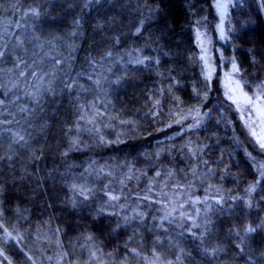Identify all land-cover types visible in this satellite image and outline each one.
I'll list each match as a JSON object with an SVG mask.
<instances>
[{
  "label": "trees",
  "instance_id": "trees-1",
  "mask_svg": "<svg viewBox=\"0 0 264 264\" xmlns=\"http://www.w3.org/2000/svg\"><path fill=\"white\" fill-rule=\"evenodd\" d=\"M210 5L0 0L1 28L28 22L70 68L51 70L57 58L39 61L35 44L0 49V264H264V175L219 78L264 99V0H233L214 86L195 34ZM129 52L124 68L92 72ZM10 72L51 86L31 100L7 89ZM99 111L125 136L78 129ZM195 195L211 208L193 229L191 205L171 212L170 197Z\"/></svg>",
  "mask_w": 264,
  "mask_h": 264
},
{
  "label": "rangeland",
  "instance_id": "rangeland-1",
  "mask_svg": "<svg viewBox=\"0 0 264 264\" xmlns=\"http://www.w3.org/2000/svg\"><path fill=\"white\" fill-rule=\"evenodd\" d=\"M232 2L233 0H211L210 7L203 10L197 18L195 34L199 46L201 68L205 78L211 86H214V82L219 74L218 60H216L215 55L216 45L214 43V38L217 35L218 39L225 40V22ZM9 24L10 26L12 25V29L0 27V49L4 50L7 47H16L22 50L25 45L35 44L36 46L32 49L35 52V58L39 53V61L43 60L42 62H46L43 57L49 60L52 56H54L57 60L53 62L54 67H52L51 70H54V72L63 71L66 66L65 59L62 57V54L56 53L55 55L52 53L51 55L49 50L44 53V49L48 48L46 45L35 41L36 39L32 35V28L28 22H10ZM134 60L135 55L132 52H129L125 56L115 58V60L102 62L97 65L96 70L92 72H97L99 78L101 76L104 78L112 72L113 68H124ZM65 69L64 72L69 71L70 68L67 67ZM12 73L7 76L6 80H4V84H6L7 89L9 88L16 93L24 89L27 92V96L30 97L31 100H35L39 93L43 91V88L48 85L46 83L48 79L45 80L46 82L44 85H40V83L31 85L30 82L21 79V76ZM21 74L23 75L24 72L19 70V75ZM44 77L43 79H45ZM219 78L225 97L229 100V102H231V105L233 104L235 106V110L237 111L242 123L246 140L244 146L245 150L247 151L250 159L254 162L258 172L261 175H264V99L262 100L260 97L261 95L259 94L249 95L245 93L241 89L238 78L232 73L224 72L221 76L219 75ZM193 119L196 124H200L202 117L200 115H196ZM185 120L186 118H184L182 122ZM81 123L82 125H80L78 129H86L106 142L119 140L126 134V129L122 124L116 123L110 116L101 111L82 118ZM204 199L206 200V198H200L198 195L188 196L184 199L181 198V196L170 197L172 204L170 211L174 212L177 208L183 209L187 205H191L192 208L185 212V217L189 220L188 223L190 227L195 229L201 226L205 214L208 213L211 208L210 203L205 206L203 213V210L198 209L197 202L204 201ZM145 264L162 263L159 260H148Z\"/></svg>",
  "mask_w": 264,
  "mask_h": 264
}]
</instances>
